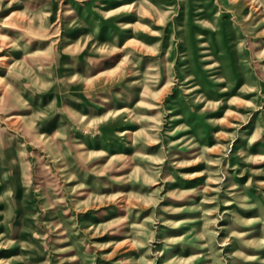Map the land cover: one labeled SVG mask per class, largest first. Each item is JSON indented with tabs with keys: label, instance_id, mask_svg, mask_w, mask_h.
<instances>
[{
	"label": "rangeland",
	"instance_id": "1",
	"mask_svg": "<svg viewBox=\"0 0 264 264\" xmlns=\"http://www.w3.org/2000/svg\"><path fill=\"white\" fill-rule=\"evenodd\" d=\"M0 264H264V0H0Z\"/></svg>",
	"mask_w": 264,
	"mask_h": 264
}]
</instances>
